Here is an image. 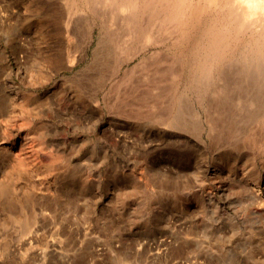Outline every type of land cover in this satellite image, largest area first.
<instances>
[{
  "label": "rangeland",
  "instance_id": "rangeland-1",
  "mask_svg": "<svg viewBox=\"0 0 264 264\" xmlns=\"http://www.w3.org/2000/svg\"><path fill=\"white\" fill-rule=\"evenodd\" d=\"M71 1L0 0V264H264V22L189 0L165 43L99 47L62 27L90 9Z\"/></svg>",
  "mask_w": 264,
  "mask_h": 264
},
{
  "label": "bare ground",
  "instance_id": "bare-ground-1",
  "mask_svg": "<svg viewBox=\"0 0 264 264\" xmlns=\"http://www.w3.org/2000/svg\"><path fill=\"white\" fill-rule=\"evenodd\" d=\"M65 1V0H64ZM73 3H74V0H72ZM71 1V3H72ZM189 0H85V5L86 6H89L90 9L87 13H84V17H83V20H81L79 22V20L81 18H78V22H76V19L75 21H71L70 19H66V17L64 18L63 17V21L64 19H66V21H64L65 23H62V27L63 28H67L68 31L71 33L75 32V31H78V30H83L86 34H92V31L94 29V27L96 25L99 26L100 30H103L102 32V35L104 36H100L99 40H98V45L99 47L101 46H104L105 44H108L107 47L110 46V44L112 43V46H113V43L114 44H121L123 46H130V45H135L136 44V48L138 47L139 44H141L139 47H141V50L144 49V47H148L149 45H161L163 43L166 42L165 38L167 37H164V36H161L159 33L160 31H163V33H165L166 35H168L169 33H172L174 30L176 31L177 28H179V26L181 25V27H183L182 23L185 24L187 20L186 18V14L188 12V3ZM197 1H201V0H197ZM203 1H209V2H213L214 0H203ZM229 1V0H228ZM231 1V0H230ZM229 1V2H230ZM263 0H233L232 2L234 3L233 4V9H231V12H229V25L230 27L232 26V24H234L231 28L232 30L233 29H237L239 26H240V30H244L243 29V25L245 24V22L248 21L249 24H253L252 26H254V23L257 26H261V24L264 22V13L263 15L260 14L258 11L260 10H257L256 11V14L257 12L260 14L256 15V17H254V20L253 19V16L251 19H249V17H247V15L251 16V13H254L256 9H261V11L264 9V4L262 3ZM78 2V1H77ZM82 2V1H81ZM80 2V3H81ZM84 2V1H83ZM208 2V3H209ZM227 2V0H226ZM228 2V3H229ZM67 3V1L65 2V4ZM79 3V2H78ZM214 3V2H213ZM223 3V2H222ZM225 3V1H224ZM84 4V3H83ZM81 4V5H83ZM210 4V3H209ZM227 4V3H226ZM230 4V3H229ZM85 5H84V8H85ZM231 5V6H230ZM228 5L230 7H232V3ZM187 6V9L185 10ZM208 6V5H207ZM211 6V5H210ZM77 7V6H75ZM83 7V6H82ZM191 7V5H190ZM226 7V6H225ZM73 8V7H71ZM70 8V9H71ZM212 8V7H211ZM66 12H69L67 10H69L68 8H65ZM87 9V7H86ZM63 10V9H62ZM73 10V9H71ZM70 10V12H71ZM77 10V9H76ZM63 11V12H65ZM81 11V10H80ZM264 11V10H263ZM73 12V11H72ZM71 12V13H72ZM75 12V10H74ZM91 12V13H89ZM61 13V12H60ZM67 14V15H71L72 14ZM66 15V16H67ZM79 17H81V14L77 15ZM188 16V15H187ZM72 18V17H71ZM77 18V17H76ZM186 18V19H185ZM213 18V17H212ZM62 20V19H60ZM254 21V22H251L250 21ZM71 22H74L73 24H71ZM211 23V22H210ZM187 25V24H186ZM264 25V23H263ZM249 25H247V28H248ZM61 27V28H62ZM119 27H122L121 29H123L127 34H129V38H113V36L110 34V36L107 34L109 30H113V32L115 31L114 28H118ZM264 27V26H263ZM106 28V30H105ZM246 28V29H247ZM254 28V27H253ZM180 29V28H179ZM178 29V30H179ZM258 29V28H257ZM255 30V29H254ZM67 31V32H68ZM118 30H116L115 32H117ZM120 31V34L121 35V30L119 29ZM149 32L151 33L150 36H147V38L144 40V41H138L137 38L140 34H142L143 32ZM154 31V35H152V32ZM209 36H205L203 38H197L195 40V44L198 46H202V48H205L209 50V54H208V58L210 59L207 63L205 61H203V63L201 64L200 63V73L202 75H209L211 76V72L212 70L214 69V59H216L221 53H222V50H224L225 46L227 48V46L229 45L230 43V40L227 39V38H224L223 35H220L218 34L217 36L214 37V26L211 27V33L209 30H207ZM101 32V31H100ZM114 32V34H115ZM123 32V31H122ZM146 32V33H147ZM177 32V31H176ZM242 32V31H241ZM253 32V30L251 31ZM80 35L82 36L81 32H79ZM84 33V34H85ZM112 33V31H111ZM124 33V32H123ZM206 33V34H207ZM85 34V35H86ZM118 34V33H116ZM205 34V35H206ZM263 34V33H262ZM70 36V34H68ZM126 35V34H125ZM124 35V36H125ZM264 35V34H263ZM80 36V37H81ZM87 36V35H86ZM112 36V37H111ZM116 36V35H115ZM128 36V35H127ZM180 36V35H179ZM120 37V36H119ZM264 38V36H262ZM84 38V37H83ZM145 38V36H144ZM140 39V38H139ZM170 39V38H168ZM176 39V38H175ZM253 39V38H252ZM84 40H86L84 38ZM174 40V39H173ZM78 41V40H77ZM80 41V40H79ZM172 41V40H171ZM178 41V40H177ZM84 42V41H83ZM169 42V41H168ZM175 42V41H174ZM255 42V41H254ZM80 43V42H79ZM178 43V42H177ZM82 44V43H81ZM170 44V43H169ZM248 45V44H246ZM123 46L120 48L123 49ZM166 46V45H165ZM171 46V44H170ZM106 47V46H105ZM106 47V48H107ZM119 47V46H118ZM117 47V48H118ZM133 47V46H132ZM131 47V48H132ZM143 47V49H142ZM214 47L216 48V50H218L219 52L217 53V51L214 52ZM249 47V45H248ZM105 48V49H106ZM130 48V49H131ZM135 48V47H134ZM252 48H254L257 52L261 53L262 51L264 52V43L263 42H259V40L257 42L254 43V45L252 46ZM108 49V48H107ZM250 49V48H249ZM97 50V48L95 49V51ZM104 50V49H103ZM94 51V55H97L96 52ZM138 51H140L138 49ZM161 52V50H159ZM158 51V52H159ZM242 51V50H241ZM247 51V50H246ZM251 51V50H249ZM247 51V52H249ZM159 52V53H160ZM240 52V51H239ZM243 52V51H242ZM98 53V52H97ZM132 53H135L132 52ZM138 53V52H137ZM159 53H156L157 58H160L162 61H164L166 63L165 60L168 61V59H170V56L166 55V53H164V55H161L158 57V54ZM163 53V51L161 52ZM160 53V54H161ZM168 53V52H167ZM244 53V52H243ZM256 53V52H255ZM258 53V54H259ZM159 54V55H160ZM248 54V53H246ZM251 54V52H250ZM128 55L130 56V52L127 54V57L126 59L128 58ZM133 55V54H132ZM131 55V56H132ZM135 55V54H134ZM152 55V54H151ZM207 55V54H206ZM98 56V55H97ZM147 56V55H146ZM153 56V55H152ZM151 56V58H152ZM244 56V55H243ZM249 56V55H248ZM247 56V57H248ZM259 56V55H258ZM258 56H256L258 58ZM133 57V56H132ZM150 57V56H149ZM247 57H244L245 59ZM255 57V58H256ZM195 58V57H194ZM123 59V58H122ZM125 59V60H126ZM131 59V58H130ZM142 59V58H141ZM144 59H146V57H144ZM150 59V58H148ZM155 59V58H154ZM251 59V57H250ZM116 60V59H115ZM143 60V59H142ZM159 60V61H161ZM178 60V59H177ZM256 60V59H255ZM128 61V60H127ZM144 61V60H143ZM151 61V59L149 60ZM156 61V60H155ZM158 61V60H157ZM247 61V60H246ZM116 62V61H115ZM122 61H120V63L117 65L119 66L121 64ZM148 63V60L146 61ZM154 62V61H153ZM249 62V61H248ZM145 61L144 62H138L137 65H138V68L139 66L142 67L141 65H144ZM150 63V62H149ZM157 63V62H156ZM257 63V62H256ZM155 64V63H154ZM153 64V65H154ZM162 64V63H161ZM159 64V65H161ZM136 65V67H137ZM149 65L152 66V64L150 63ZM158 66H154L156 67L155 70L157 69ZM149 66V67H151ZM250 68H253L251 66H253V62H252V65L251 63H249ZM255 66V65H254ZM261 65L259 64V67ZM264 66V64H263ZM262 66V67H263ZM115 67H116V64H115ZM114 67V68H115ZM135 67V66H134ZM134 67L132 68L133 72H134ZM148 67V68H149ZM153 67V66H152ZM261 69L264 70V67ZM143 68V67H142ZM257 68V67H256ZM112 69H113V65H112ZM117 69V68H115ZM114 69L113 72H116V70ZM141 69V68H140ZM147 69V68H146ZM153 69V68H152ZM151 69V70H152ZM254 69V68H253ZM196 70V69H195ZM251 70V69H250ZM262 70V71H263ZM129 70H126L125 73L127 72L128 73ZM138 71V70H137ZM136 71V72H137ZM149 71V70H148ZM239 71V70H238ZM252 71V70H251ZM259 71V70H258ZM130 72V71H129ZM139 72V71H138ZM137 72V73H138ZM256 72H257V69H256ZM126 73V74H127ZM140 73V72H139ZM241 73V72H240ZM258 73V72H257ZM130 74V73H129ZM132 74V72H131ZM134 74V73H133ZM130 75L129 78H132ZM141 74V73H140ZM144 74V73H143ZM199 74V73H198ZM261 74V73H260ZM137 75V74H135ZM139 75V74H138ZM142 76V74L140 76H138L139 78ZM146 76H149V74H147ZM145 76V77H146ZM225 76V74H224ZM260 76V75H259ZM126 77V76H125ZM137 77V78H138ZM144 77V75L142 76V78ZM144 77V78H145ZM136 78V79H137ZM150 78V77H149ZM152 78V77H151ZM150 78V79H151ZM203 78V77H201ZM125 79V78H124ZM135 79V78H134ZM148 79V77H147ZM205 79V78H203ZM123 80V79H122ZM143 80L144 82V79H141ZM139 80V81H141ZM146 80V78H145ZM136 81V80H135ZM137 81V82H139ZM147 81V80H146ZM151 81V80H150ZM153 81V79H152ZM142 82V81H141ZM142 82V83H143ZM146 83V82H145ZM145 83H143L145 85ZM147 84V83H146ZM250 84V83H249ZM138 85V84H137ZM150 85V84H149ZM148 85V86H149ZM141 86V85H140ZM143 86V85H142ZM146 85V87H148ZM151 86V85H150ZM145 87V86H144ZM145 87V88H146ZM134 88H135V85H134ZM142 88V87H141ZM152 88V86H151ZM149 88V89H151ZM139 89V87H138ZM129 90V89H128ZM136 90V89H135ZM143 90V89H142ZM145 90V89H144ZM148 90V89H147ZM157 90V89H156ZM127 91V90H126ZM131 91V90H130ZM158 91V90H157ZM135 92V91H134ZM148 92V91H147ZM159 92V91H158ZM155 93V92H154ZM124 94V93H123ZM133 94V93H132ZM136 94V93H135ZM142 95H143V92H142ZM147 95V93H146ZM159 95V94H158ZM131 96V95H130ZM135 96V95H134ZM138 95H136L137 97ZM141 96V95H140ZM256 95L254 96H251L252 97V104L255 105L254 107L257 109V110H262L263 107H264V103H263V100L261 99V97L259 98H256L255 97ZM227 98V96H225ZM128 98V97H127ZM140 98V97H139ZM225 98V99H226ZM131 99V97H130ZM224 99V101H225ZM124 100V99H123ZM133 100V99H132ZM135 100V98H134ZM172 100V99H171ZM185 100V99H184ZM186 100H188L186 98ZM121 101V100H120ZM139 101V100H138ZM229 102V99L227 100ZM121 102H124V101H121ZM130 102V101H129ZM168 102H171V101H168ZM186 102V101H185ZM188 103V101H187ZM122 104V103H121ZM127 104V103H126ZM132 104V102H131ZM170 104V103H169ZM188 105V104H187ZM191 105V104H189ZM128 106V105H126ZM129 107V106H128ZM132 107H134L132 105ZM190 107V106H189ZM253 107V106H252ZM192 108V105L189 109ZM253 109V108H251ZM170 110V109H169ZM195 110V109H194ZM263 121V120H261ZM263 124V123H262ZM222 128V127H221ZM251 132V131H250ZM249 135V134H248ZM251 135V134H250ZM249 135V136H250ZM253 135V134H252ZM257 136V135H256ZM255 136V137H256Z\"/></svg>",
  "mask_w": 264,
  "mask_h": 264
}]
</instances>
